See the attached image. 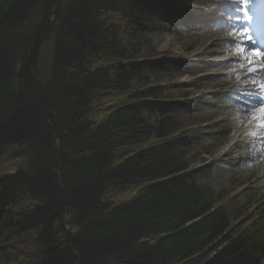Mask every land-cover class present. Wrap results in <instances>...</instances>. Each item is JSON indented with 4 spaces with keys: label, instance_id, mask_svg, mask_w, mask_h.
<instances>
[{
    "label": "trees",
    "instance_id": "16d2710c",
    "mask_svg": "<svg viewBox=\"0 0 264 264\" xmlns=\"http://www.w3.org/2000/svg\"><path fill=\"white\" fill-rule=\"evenodd\" d=\"M161 5L0 0V152L21 163L0 173L4 264H264L168 115L179 104L144 35ZM102 92L125 99L100 108Z\"/></svg>",
    "mask_w": 264,
    "mask_h": 264
},
{
    "label": "rangeland",
    "instance_id": "374dc122",
    "mask_svg": "<svg viewBox=\"0 0 264 264\" xmlns=\"http://www.w3.org/2000/svg\"><path fill=\"white\" fill-rule=\"evenodd\" d=\"M182 1L188 3L191 7L189 10L193 16L191 21L184 26L177 25V28L179 29H173V24L178 23L181 16H179L176 12H159L156 13L150 20L148 29L145 31L144 35L148 40H150L154 46L153 50H155V53L152 56H149V58L153 59L154 57H158L163 54H168L169 57L174 58L173 62L168 65L172 78L170 81H166L167 91L170 92L173 99H178L181 103V107L175 111L174 117L178 119V121L188 125V121L192 118L191 116L197 115L195 117H211L222 108L219 96L221 98H225L227 90L225 87L216 85L215 81L220 79L221 75H225V72L227 73L230 70L236 69V64L230 62L228 67L222 68V64L220 65V63L227 59L228 55H230L229 52H225L228 49L227 45L229 47L240 46V44L238 45L237 40L226 38L218 47L219 52L217 54L220 53L219 55H215L213 52H208L205 48L213 40H210L208 36H206L207 34H203V30H200L201 26L208 22L212 23V26H216V17L222 19L224 22L218 30L216 29L217 31H221L219 29L226 27L237 32L238 28H240L239 33L241 34L243 27L242 25H239L242 23L243 17H241L242 12L237 10V5L234 3V0ZM237 17L240 18L237 19ZM109 18L114 21H121L119 15H110ZM208 29L209 28H205V30ZM175 30L180 31L176 32ZM240 38H242V36ZM242 39L244 42L242 46L250 52L252 47L245 44L248 39ZM220 50H222V52ZM183 72L185 73L182 75L181 73ZM216 97H218V99H216ZM123 99H125L124 96L119 97L103 92L97 94L95 97L96 105L100 108L106 109L114 106L116 102H122ZM215 100H217L218 103H215ZM218 127L219 135L216 137V140L206 141L201 145L198 143L195 151L191 153L190 166L192 168H200V164L203 162L206 163L204 153H210L208 154L209 157H214L215 150H217V148L220 149L219 152L226 148L220 145L228 141V138L224 133V124L217 127L213 124L210 125V129L212 130ZM194 131L195 133L190 132L189 134H195L192 136L196 138L198 137V133L204 132V128L198 127L194 129ZM192 136L191 138H193ZM14 152L15 151L12 149H5L0 152V173H12L16 170V167L21 164L13 158V156L15 157ZM232 165H234V163H229V165L224 164L225 169L221 173H219L216 169L214 170L204 167V171L201 173L198 180L200 183L204 185H211L214 189L222 192L223 198L220 202L224 203L223 205H225L227 210H231L233 212V220H238L242 214L247 213V210H243V207L247 202L255 201L256 203H254L250 209L252 213H250V217H248L250 222L251 219L258 217L261 211L264 210V201L262 199H258L257 196H255L252 200H247L243 193L238 192L241 187H237L234 192L228 194L227 188L239 180L240 174L244 177L248 176L246 172H243L242 168H238L236 172H229L227 168L229 166L232 168ZM259 178L260 176L257 175L253 179L251 178L249 185L254 188V184H256L254 181H258ZM138 190V188H130L115 200L120 203L127 201L131 199ZM241 228L239 224L235 226L236 230H240ZM4 263V261L0 260V264Z\"/></svg>",
    "mask_w": 264,
    "mask_h": 264
},
{
    "label": "bare ground",
    "instance_id": "6f19581e",
    "mask_svg": "<svg viewBox=\"0 0 264 264\" xmlns=\"http://www.w3.org/2000/svg\"><path fill=\"white\" fill-rule=\"evenodd\" d=\"M215 31L216 30H211L205 33H207L206 36H208V38L211 40L215 39L213 38L214 36H217L216 38H219L221 40V41H218V39H215V41H212L210 43L212 47L208 49L209 52H214L216 55H218L216 52L219 51L218 47L224 41L222 39H224V37L230 38L236 35L237 32L231 29L230 30L225 29L224 31L221 30L217 32ZM241 48L243 47H234V48L228 47V49L226 48L227 50L225 52L226 53L229 52L230 55H228L227 60L224 61V63H222L221 66L226 67L229 65L230 62H234V63L239 62L240 65H238L237 70L230 71L226 75H221L220 79L216 80L215 83L221 86L227 87L229 89H232L233 93H235L236 95H240V94L247 95L250 93L248 91H254V93L257 94L260 92L261 90L260 85H262L263 82L257 81L256 83L252 84L249 80V76H254V77L257 76L259 78L264 77V68L262 69V67L264 66L262 65L263 59L255 55L254 56L255 60H254L253 56L251 55L253 53H249L245 49L241 51ZM220 51L222 52V50ZM245 61L246 63L250 62V64L247 66H243ZM253 63H256L257 67L259 69L260 68L262 69L260 75L256 74V71H254V69H251L249 67ZM240 98H241V102L230 104L229 108L222 112L223 116H227L231 113L239 114V116L236 119V124L238 126L237 131L235 130L234 127L228 128L227 130L230 135V139H235V141L232 145L227 147V149L223 153L219 154V156L223 154L224 156L227 157V159L238 158L237 154L240 153L243 150V148H249V149L253 148L254 145H252V143L261 145L264 147V143H263L264 140H261L256 137V135L264 134V127L260 126L262 121H264V117H261L260 115L261 105H259V104H262L263 101L259 104L254 103L255 105H252L247 110H245L242 107L243 105L242 102H245L246 98L244 97L243 98L240 97ZM250 125H255L253 130H251ZM246 134H251L255 137L251 139L249 144L243 145L238 138ZM258 152L262 153L263 150L260 149L258 150ZM246 157L249 159V161L242 163L240 165L242 166L244 171L249 173L250 175H252L254 172L261 174L262 188L264 190V155H259L258 158H252L247 153ZM235 188H236V185H232L230 187L231 190H234Z\"/></svg>",
    "mask_w": 264,
    "mask_h": 264
},
{
    "label": "snow or ice",
    "instance_id": "6c2138e0",
    "mask_svg": "<svg viewBox=\"0 0 264 264\" xmlns=\"http://www.w3.org/2000/svg\"><path fill=\"white\" fill-rule=\"evenodd\" d=\"M234 3L237 5V10L242 11L243 17L249 21H251L252 16L250 15L249 9H248V4L250 3V0H234ZM240 17H237L239 19ZM241 36L244 39H251V35L249 34V31L247 29H244L241 32ZM244 49L241 48V51ZM254 55L264 59V52L253 50ZM262 89H264V84L260 85ZM260 115L261 117H264V103L261 104L260 106ZM261 127H264V121H262Z\"/></svg>",
    "mask_w": 264,
    "mask_h": 264
}]
</instances>
